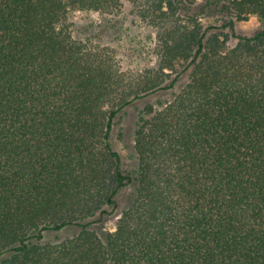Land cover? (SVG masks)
I'll return each mask as SVG.
<instances>
[{
  "label": "trees",
  "instance_id": "trees-1",
  "mask_svg": "<svg viewBox=\"0 0 264 264\" xmlns=\"http://www.w3.org/2000/svg\"><path fill=\"white\" fill-rule=\"evenodd\" d=\"M123 1L156 33L140 72L71 22ZM210 15L220 23L204 25ZM250 16L262 28L237 35ZM182 76L138 119L133 176L115 119ZM0 264H264V0H0Z\"/></svg>",
  "mask_w": 264,
  "mask_h": 264
},
{
  "label": "rangeland",
  "instance_id": "rangeland-1",
  "mask_svg": "<svg viewBox=\"0 0 264 264\" xmlns=\"http://www.w3.org/2000/svg\"><path fill=\"white\" fill-rule=\"evenodd\" d=\"M199 7L195 11H198ZM250 16L247 21L236 24V33L239 36H252L262 28V23L255 17ZM74 24V34L79 39H91L101 46L110 48L122 69L132 72H140L154 66L156 61V33L142 22L134 14L132 5L123 1L120 10L113 15H100L97 13L74 12L71 15ZM204 25L219 24L218 19L212 15L203 16ZM236 40H231L229 47H233ZM184 66L177 68L178 73L183 71ZM176 74L172 75L174 78ZM178 85L170 90L158 92L143 100L134 102L122 111L115 119L111 134V143L120 155L124 171L135 176L138 168L137 153L135 150V130L142 111L149 105L155 109L163 108L166 103L174 99L182 86L186 83V77L182 76ZM136 190V182L122 189L117 197L116 207H108V213L103 221L96 225L102 234L108 230L113 232L114 222L120 213L128 208L133 201ZM78 232L76 228H68L61 232H47L44 234V242H57L72 237Z\"/></svg>",
  "mask_w": 264,
  "mask_h": 264
},
{
  "label": "clouds",
  "instance_id": "clouds-1",
  "mask_svg": "<svg viewBox=\"0 0 264 264\" xmlns=\"http://www.w3.org/2000/svg\"><path fill=\"white\" fill-rule=\"evenodd\" d=\"M198 2H199V0H198ZM252 20L254 21L255 20V17H253Z\"/></svg>",
  "mask_w": 264,
  "mask_h": 264
}]
</instances>
